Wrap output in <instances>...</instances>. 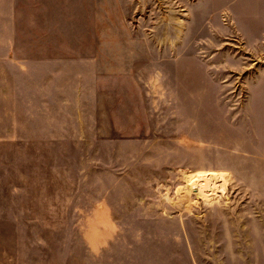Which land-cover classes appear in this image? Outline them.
I'll use <instances>...</instances> for the list:
<instances>
[{
  "label": "rangeland",
  "instance_id": "obj_1",
  "mask_svg": "<svg viewBox=\"0 0 264 264\" xmlns=\"http://www.w3.org/2000/svg\"><path fill=\"white\" fill-rule=\"evenodd\" d=\"M44 1L102 49L0 140V264H264V0Z\"/></svg>",
  "mask_w": 264,
  "mask_h": 264
},
{
  "label": "crops",
  "instance_id": "obj_2",
  "mask_svg": "<svg viewBox=\"0 0 264 264\" xmlns=\"http://www.w3.org/2000/svg\"><path fill=\"white\" fill-rule=\"evenodd\" d=\"M53 19L44 0H0V140L20 138L23 116L51 115L55 107L67 113L69 100L83 98L80 89L94 80L96 58L79 52L102 43L68 41L69 31L54 41Z\"/></svg>",
  "mask_w": 264,
  "mask_h": 264
},
{
  "label": "bare ground",
  "instance_id": "obj_3",
  "mask_svg": "<svg viewBox=\"0 0 264 264\" xmlns=\"http://www.w3.org/2000/svg\"><path fill=\"white\" fill-rule=\"evenodd\" d=\"M201 176H203V175H201ZM210 177H213V176H210ZM205 178H206V180H208L209 177H205ZM207 182H209V181H207ZM206 184L207 183L201 184V186L200 185L197 186V189L199 190V193L202 194V195H206V194L210 193L209 192L210 187L207 186Z\"/></svg>",
  "mask_w": 264,
  "mask_h": 264
}]
</instances>
